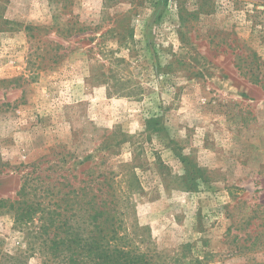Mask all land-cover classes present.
I'll return each mask as SVG.
<instances>
[{
	"label": "rangeland",
	"instance_id": "1",
	"mask_svg": "<svg viewBox=\"0 0 264 264\" xmlns=\"http://www.w3.org/2000/svg\"><path fill=\"white\" fill-rule=\"evenodd\" d=\"M27 176L109 179L154 264H264V0H0V198ZM29 241L0 207V264Z\"/></svg>",
	"mask_w": 264,
	"mask_h": 264
},
{
	"label": "trees",
	"instance_id": "2",
	"mask_svg": "<svg viewBox=\"0 0 264 264\" xmlns=\"http://www.w3.org/2000/svg\"><path fill=\"white\" fill-rule=\"evenodd\" d=\"M38 190L27 176L17 198H0V207L12 213L16 228L26 231L32 253L43 255V264H154L121 232L117 189L109 179L102 188L71 187L61 199H53L57 195L47 186L48 202ZM99 193L104 198L98 200Z\"/></svg>",
	"mask_w": 264,
	"mask_h": 264
}]
</instances>
